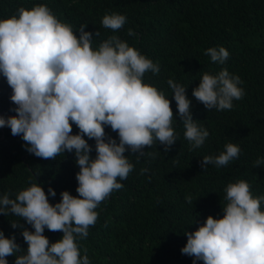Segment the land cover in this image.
Wrapping results in <instances>:
<instances>
[{"label":"clouds","instance_id":"1","mask_svg":"<svg viewBox=\"0 0 264 264\" xmlns=\"http://www.w3.org/2000/svg\"><path fill=\"white\" fill-rule=\"evenodd\" d=\"M126 21L125 14L105 13L101 23L113 34L93 46L98 30L93 33L81 24L77 35L43 3L0 17V75L11 87L9 99L15 105V114H0V127L19 135L35 156L56 159L72 152L79 165L78 195L65 189L51 203L48 197L56 195L55 189L49 185L46 193L37 181L15 197L0 194V213L23 218L34 229L11 220L13 228L21 229L26 251L14 233L6 236L0 229V264H8L9 255L15 256L14 264H90L78 241L96 223L101 201L121 189V181L133 170L126 151L140 156L145 146L159 142L167 152L178 137L174 115L183 122L192 148L201 147L209 136L193 118L187 86L167 81L178 110L174 114L169 96L144 79L148 72L159 73L160 66L116 34ZM205 53L221 65L230 55L223 45L208 47ZM241 84L240 76L226 67L217 73L204 71L192 96L209 110L231 109L244 96ZM105 126L117 132L118 140L106 135ZM93 138L95 156L89 143ZM240 151L238 144L227 142L219 154L204 155L201 167L225 166ZM255 164L264 165V157ZM223 191V215L209 214L195 230H185L181 252L193 257L192 264H264V194L254 195L244 179L229 181ZM185 198L192 203L191 195ZM45 227L62 231V236L50 242Z\"/></svg>","mask_w":264,"mask_h":264},{"label":"trees","instance_id":"2","mask_svg":"<svg viewBox=\"0 0 264 264\" xmlns=\"http://www.w3.org/2000/svg\"><path fill=\"white\" fill-rule=\"evenodd\" d=\"M38 3L46 4L77 35L81 24L93 33L98 30L93 46L113 34L102 25L103 15L125 14L127 21L116 34L160 66L159 73L148 72L144 79L169 96L174 114L178 110L167 81L171 78L187 86L193 118L209 130L205 143L192 148L183 122L174 115L178 137L167 152L159 142L145 146L140 156L126 151L133 170L121 181L124 186L98 205L96 223L78 241L81 255L86 252L90 264H192L193 257L181 252L187 241L185 230H195L209 214L223 215V189L229 181L244 179L254 195L264 194V165L255 164L264 157V0H0V17ZM220 45L230 53L223 65L205 53L208 47ZM225 67L240 76L244 96L234 100L231 109L209 110L192 96V89L204 71L217 73ZM10 93L0 75V114H15ZM78 131L73 123L72 132ZM105 132L118 140L110 126H105ZM227 142L239 145L238 158L219 168L210 164L203 169L202 157L219 154ZM89 143L95 156L94 138ZM78 170L74 153L65 151L56 159L35 156L19 135L0 127V194L15 197L37 181L46 193L49 185L55 189L56 195L48 197L55 203L62 190L78 195ZM188 195L192 203L186 200ZM19 219L34 230L11 213H0V229L6 236L14 233L26 251L21 229L11 224ZM44 234L54 242L62 231L45 227ZM7 260L14 264L15 256Z\"/></svg>","mask_w":264,"mask_h":264}]
</instances>
